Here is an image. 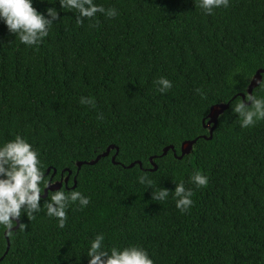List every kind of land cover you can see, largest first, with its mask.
Instances as JSON below:
<instances>
[{
    "label": "trees",
    "instance_id": "obj_1",
    "mask_svg": "<svg viewBox=\"0 0 264 264\" xmlns=\"http://www.w3.org/2000/svg\"><path fill=\"white\" fill-rule=\"evenodd\" d=\"M93 3L116 15L98 12L77 23L59 0H33L45 15L48 7L58 13L33 46L0 21V144L26 139L45 182L70 169L57 190L89 199L84 207L70 203L60 228L45 206L57 190L41 197V210L30 219L22 212L18 229L6 235L0 227V258L10 241L0 264H88L97 234L107 249L143 247L154 264H264V119L241 128L232 111L264 68V0H229L211 15L198 0ZM160 77L172 82L163 93ZM252 95L264 98V73ZM82 96L94 103L81 104ZM229 102L211 139L199 138L181 159L169 150L156 170H146L153 153L173 145L181 155L184 142L209 136L212 106ZM111 145L117 160H140L143 168L117 166L110 154L78 171V162ZM196 171L205 186L191 182ZM179 182L193 192L187 211L171 192L152 199V191Z\"/></svg>",
    "mask_w": 264,
    "mask_h": 264
},
{
    "label": "clouds",
    "instance_id": "obj_2",
    "mask_svg": "<svg viewBox=\"0 0 264 264\" xmlns=\"http://www.w3.org/2000/svg\"><path fill=\"white\" fill-rule=\"evenodd\" d=\"M55 4L56 0H47ZM199 7L205 14L211 15L214 9L227 8L229 0H198ZM61 9L75 11L77 23H82L84 18H93L96 13H105L115 16V9H105L93 3V0H59ZM47 15L38 11L33 6V0H0V21H2L9 33L19 37L20 43L26 46L37 45L48 35L49 27L57 19L58 13L55 7H48ZM161 93L172 87V82L160 77L155 81ZM245 99L236 103L232 111L240 118V127L253 125L257 120L264 119V98H257L245 93ZM81 104H93L90 97H81ZM39 154L32 145L21 136L0 144V227L11 233L13 225L23 212L29 219L34 213L41 210L40 185L49 183L44 181V173L40 167ZM141 184L152 188V180L144 175L138 177ZM191 182L197 187L207 184V177L196 171L190 177ZM175 198L176 207L181 211H187L192 205L193 192L186 189L183 182L175 183L174 190L161 187L158 191H152V199L165 200L169 193ZM78 202L80 207L87 206L88 197L79 191L66 193L57 190L50 200L46 202V215L55 218L58 227L63 228L66 221V209L70 203ZM104 236L97 234L91 240L87 249L88 264H154L147 251L138 245L126 247H111L107 249L104 244Z\"/></svg>",
    "mask_w": 264,
    "mask_h": 264
},
{
    "label": "water",
    "instance_id": "obj_3",
    "mask_svg": "<svg viewBox=\"0 0 264 264\" xmlns=\"http://www.w3.org/2000/svg\"><path fill=\"white\" fill-rule=\"evenodd\" d=\"M263 73H264V68H260L257 70V72L255 73V75L253 76V78L249 84V87L247 90L248 94H252L254 88L262 81V74ZM238 95L242 97V99L244 100V102L246 104L251 103L250 101L245 99V93H240ZM229 105H230V102L229 103H220V104H216V105L212 106L211 111L207 116L208 121L205 122V120H204V122H205L204 126L209 129V136L203 135L201 137H196L192 140H188V141L184 142L183 146H182V154L181 155H178L176 153V149L173 145L166 146L161 153H153L150 156L151 166L149 168H147L146 170H150V171L156 170L158 168V164L156 162L157 159L165 156L169 152V150H172L174 152L175 156L177 158L181 159L185 153L189 152L192 149L193 145L199 140V138L211 139L213 137L214 130H215L216 125L218 123V117L222 113H224L225 110H227L229 108ZM114 149L116 150L115 152H114ZM118 150H119L118 147L111 145L107 148L106 151L99 154L94 160L78 162L77 163L78 171L82 167L83 164H90V165L96 164L102 157H106L110 154H112V162L117 166H120L122 168H131L135 165H138L140 168H143V163L140 160L132 162L131 164H129L127 166L125 164H123L122 162H120L119 160H117L116 156H117ZM49 170L50 169H48V172H49ZM66 170L68 172V175L66 177L62 176V178L58 181H54V182L50 181L49 185L44 188L43 192H41V197H43V198L47 197L49 195L50 191L60 189L64 183L66 185L68 184V178H69V175L72 173V170H70V169H66ZM54 172L56 173V171H54ZM74 181H75V184L73 187H75V185L77 184L76 176L74 177ZM19 225H20V219L18 218L16 221V225L13 226V230L18 229ZM5 234L7 235L8 232H5ZM7 240H8V245H7V249L4 253V255L8 252V250L10 248V241L8 238H7ZM4 255L0 258V260L3 259Z\"/></svg>",
    "mask_w": 264,
    "mask_h": 264
}]
</instances>
